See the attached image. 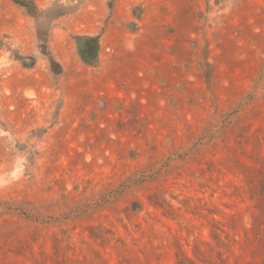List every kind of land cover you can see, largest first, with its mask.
Listing matches in <instances>:
<instances>
[{
	"label": "rangeland",
	"instance_id": "1",
	"mask_svg": "<svg viewBox=\"0 0 264 264\" xmlns=\"http://www.w3.org/2000/svg\"><path fill=\"white\" fill-rule=\"evenodd\" d=\"M32 1L0 0V264H264V0Z\"/></svg>",
	"mask_w": 264,
	"mask_h": 264
},
{
	"label": "trees",
	"instance_id": "2",
	"mask_svg": "<svg viewBox=\"0 0 264 264\" xmlns=\"http://www.w3.org/2000/svg\"><path fill=\"white\" fill-rule=\"evenodd\" d=\"M16 5L32 14L37 11L32 0H11ZM77 52L80 60L89 67H94L98 62L99 40L94 36H76Z\"/></svg>",
	"mask_w": 264,
	"mask_h": 264
}]
</instances>
